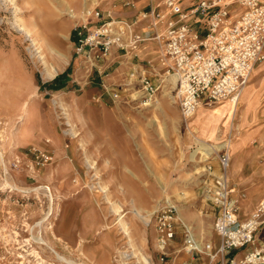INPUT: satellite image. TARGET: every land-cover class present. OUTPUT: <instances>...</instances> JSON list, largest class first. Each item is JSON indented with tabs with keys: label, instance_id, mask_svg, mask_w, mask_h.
<instances>
[{
	"label": "rangeland",
	"instance_id": "obj_1",
	"mask_svg": "<svg viewBox=\"0 0 264 264\" xmlns=\"http://www.w3.org/2000/svg\"><path fill=\"white\" fill-rule=\"evenodd\" d=\"M14 1L18 7L0 0V264H182L191 259L183 249L185 227L215 252L218 213L203 192L205 164L216 169L225 149L231 164L236 150L252 145L239 172L232 176L227 169L239 223L264 199V70L257 72L264 60L252 69L232 116L233 100L225 99L199 104L184 120L172 72L160 61V69L141 71L157 86L148 95L132 71L115 68L114 58L124 51L113 47L98 61L75 52L72 35L97 8L92 0ZM46 67L56 69L53 76L44 75ZM31 104L32 133L13 139ZM224 142L208 160L200 154L190 159L202 144ZM39 151L48 153V163L36 162ZM59 164L63 169L56 172ZM44 186L53 193L51 214ZM251 197L257 201L245 216L241 202ZM164 205L173 206L177 218L161 261L155 215ZM119 214L134 234L135 254L119 229ZM202 255L194 263L223 264L232 257L218 254L210 261Z\"/></svg>",
	"mask_w": 264,
	"mask_h": 264
},
{
	"label": "built area",
	"instance_id": "obj_2",
	"mask_svg": "<svg viewBox=\"0 0 264 264\" xmlns=\"http://www.w3.org/2000/svg\"><path fill=\"white\" fill-rule=\"evenodd\" d=\"M123 1L126 6L133 4L132 0ZM232 3L240 9L238 13L233 12ZM87 14L85 23L75 28V52L88 60L107 57L113 47L136 56L143 42L161 43L159 61L176 77V101L184 120L199 104L237 99L254 66L264 60V0H159L139 13V20H148V33L137 32L135 22L113 18L109 11L95 8ZM193 23L199 24L198 29L192 28ZM133 76H137L135 72ZM137 77L146 94L155 93L157 86L149 77ZM35 159L44 165L51 157L39 151ZM229 162L225 149L217 156L216 169L210 162L205 164L202 181L206 199L218 213L213 225L220 237L218 248L211 252L207 247L192 246L187 252L191 259L182 264H210L194 263V257L208 251L212 261L218 254L225 257L235 249L255 245V232L264 223V199L239 223L237 202L231 197L227 179ZM176 218L173 206L164 205L156 211L161 261L175 238ZM184 235L185 242L192 236L191 229L185 227ZM223 264H264V245H255L241 259L232 256Z\"/></svg>",
	"mask_w": 264,
	"mask_h": 264
},
{
	"label": "crops",
	"instance_id": "obj_3",
	"mask_svg": "<svg viewBox=\"0 0 264 264\" xmlns=\"http://www.w3.org/2000/svg\"><path fill=\"white\" fill-rule=\"evenodd\" d=\"M132 1H133V4L131 6H126L124 4L123 0H98V2L96 3L97 4L96 7L99 8L100 10L104 11V12L109 11L113 18H120V19L128 20L130 22H135L134 28L137 32L148 33L149 32L148 20H139V13L144 11V10H147L150 5L156 4L159 0H132ZM161 29H162V27H160L159 30L162 31ZM72 36H74L73 37L75 40L74 43L76 44V41L78 38L76 35V32H73ZM160 49H161V43L156 41V40H150L147 42H143L140 45L136 56H133L130 54V56H131L130 61L125 60L127 58L126 56L128 55V53L119 54L117 57H115L114 61H113V62H116L115 68L118 71L121 70L123 73L130 72V71L135 72V75H137V76L141 75V74L144 75L143 73H141V71H145L143 69H148V67L150 65H152V67L154 69H156V68L160 69L161 68V66L159 64V51H160ZM81 56H83V55H81ZM79 67H80V65H79ZM125 68L127 71L125 70ZM263 70H264V64L257 67V72H260ZM137 76L136 77L133 76V78L137 79L138 78ZM249 151H253V146L249 145V144L244 145L243 149L236 150L234 153L235 155L232 157V164L237 165L238 162L241 161L240 163H242V165H243L245 153L249 152ZM241 168H242V166L237 167L233 172H231V169H230V174L232 176H234V173L239 172L241 170ZM231 175H230V177L233 178ZM237 200H238L237 202L239 203V199H237ZM256 201H257V198L251 197L249 199V202H246V203L241 202L243 213H244L243 215L247 216L252 211V209L254 208V206L256 204ZM212 208L214 209L213 206H212ZM215 234L220 239V237L218 236V234L216 232H215ZM258 234H259L258 235L259 239L258 238H257L258 240L256 239V241H257L256 246L264 245V224L261 227ZM203 245H204L203 248L206 249V247H207L206 250H212L211 252H213V247L210 243H206ZM249 249L250 248L235 249L231 253V256H233L235 259L237 257H242ZM207 253H208V251H205L202 256L208 257ZM200 257H201V255L197 259H201ZM187 260H189V259H187Z\"/></svg>",
	"mask_w": 264,
	"mask_h": 264
},
{
	"label": "bare ground",
	"instance_id": "obj_4",
	"mask_svg": "<svg viewBox=\"0 0 264 264\" xmlns=\"http://www.w3.org/2000/svg\"><path fill=\"white\" fill-rule=\"evenodd\" d=\"M2 2H4V4L6 6H8L9 4H13L15 5L16 7L17 6V3L16 1L14 0H1ZM94 3H97L98 0H92ZM15 7V8H16ZM20 9V8H19ZM23 30L26 32L27 35H29L30 31L28 28H26L24 25L22 26ZM34 42H36L34 39H32ZM39 48V46L36 47V49ZM37 53H39V50H37ZM42 54L39 53V57H41ZM44 64H45V61L43 60L42 61ZM56 72V69L53 67V69L49 68V67H46V70L44 72V75L46 77H51L53 76V74ZM171 83L173 84V86L176 84V77L174 74H171V77L169 78ZM236 104H237V100L236 99H233V102L232 104H230L229 106V110L227 111L228 113V116H232V114L235 112V109H236ZM36 108L34 106V104H31L27 107L26 109V112H25V115H24V118L22 120V122H20V126L18 127L17 131L14 133V137L13 139H17L19 138V136H23L25 134H29V133H32L33 129H34V123L36 121ZM68 118V117H66ZM67 123L69 124V118L67 120ZM71 129H74L73 127ZM75 132V131H74ZM13 134V133H12ZM12 136H10L11 138ZM53 142L55 143H58V140L57 138H53L52 139ZM14 142V141H13ZM226 146V143H220L219 145L217 146H208L206 144H202L201 146H199V148H197L196 150H194L192 152V154L190 155V159L191 160H195L197 155L200 154V158H202L201 160H207L209 159V157L211 156L212 152L214 151H219L220 149L224 148ZM241 161L238 162L237 165H233L232 164V161H231V164L229 163V166H228V170L229 169H233V168H237V167H241L242 166V163H240ZM63 163V162H62ZM237 166V167H236ZM63 169V165L62 164H59L57 167H56V172H59V170ZM257 175V174H256ZM261 175V174H260ZM55 184V182H53ZM264 183V182H263ZM53 185V184H52ZM69 186V185H68ZM71 186V185H70ZM69 186V187H70ZM52 187V186H51ZM72 187V186H71ZM44 188L46 189V194L49 198V201L51 203V206L49 207V214L52 213L53 211V203L55 202L54 201V197H53V193L50 189L49 186H44ZM101 189L104 188V186H100ZM54 190V189H53ZM60 197V196H59ZM61 198V197H60ZM237 200V199H236ZM238 201V200H237ZM74 202V201H73ZM72 202V203H73ZM70 203V202H69ZM56 204V203H55ZM65 204V203H64ZM63 204V206H64ZM71 205V204H70ZM62 206V207H63ZM119 207L117 206H112V209H114V211L118 212ZM63 209V208H62ZM70 209V207H69ZM242 210V209H241ZM62 211V210H60ZM63 212V211H62ZM133 212L135 213V215H138V216H141L139 215V211H137L136 209L133 210ZM58 213H59V210H58ZM70 215V213H69ZM240 215V214H239ZM59 217V216H58ZM63 218V217H62ZM144 219V218H142ZM60 221V219H59ZM146 222V220L144 221ZM52 224V223H51ZM117 224L119 226V229H121V233L126 235V237L128 238L127 240V243L129 246H131L133 248V253L135 254L137 250L134 249L135 247V238H134V234L132 232V230L128 227V225L126 224V221H125V218L119 214V217H118V220H117ZM61 225V224H60ZM59 225V226H60ZM61 227V226H60ZM56 228V227H55ZM52 229V228H51ZM61 229V228H60ZM55 230V229H54ZM52 231V230H51ZM72 231V230H71ZM192 233V231H191ZM56 236V235H55ZM46 244V243H45ZM192 246H197L198 248L202 249L203 250V244L200 242V241H197V239H195L193 233H192V236L189 235L188 236V239H186L185 241V245H184V250L185 252L187 253L191 248ZM39 262V261H38ZM146 263V262H145ZM42 264V263H41Z\"/></svg>",
	"mask_w": 264,
	"mask_h": 264
}]
</instances>
